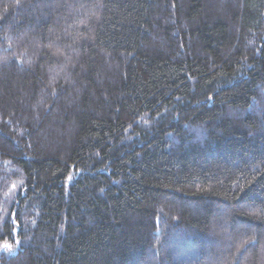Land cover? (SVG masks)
<instances>
[{
    "label": "trees",
    "instance_id": "trees-1",
    "mask_svg": "<svg viewBox=\"0 0 264 264\" xmlns=\"http://www.w3.org/2000/svg\"><path fill=\"white\" fill-rule=\"evenodd\" d=\"M0 264H264V0H0Z\"/></svg>",
    "mask_w": 264,
    "mask_h": 264
},
{
    "label": "snow or ice",
    "instance_id": "snow-or-ice-1",
    "mask_svg": "<svg viewBox=\"0 0 264 264\" xmlns=\"http://www.w3.org/2000/svg\"><path fill=\"white\" fill-rule=\"evenodd\" d=\"M5 247H8V245H5Z\"/></svg>",
    "mask_w": 264,
    "mask_h": 264
}]
</instances>
